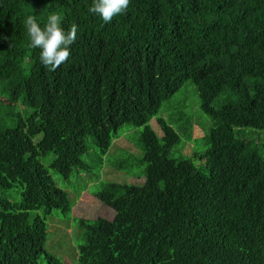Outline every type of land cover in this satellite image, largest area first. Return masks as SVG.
<instances>
[{"label":"trees","instance_id":"obj_1","mask_svg":"<svg viewBox=\"0 0 264 264\" xmlns=\"http://www.w3.org/2000/svg\"><path fill=\"white\" fill-rule=\"evenodd\" d=\"M92 2L0 0V264H65L45 249L37 213L74 204L51 171L90 177L113 210L72 218L77 264H264V135L238 131L264 130V0H131L109 22ZM53 11L78 34L51 71L29 47L27 17L43 27ZM186 81L212 121L204 152L186 113L181 135L157 116L160 140L149 123ZM126 124L142 126L138 150L129 143L108 165L127 171L139 158L141 184L98 171ZM87 138L99 150L92 165Z\"/></svg>","mask_w":264,"mask_h":264},{"label":"rangeland","instance_id":"obj_2","mask_svg":"<svg viewBox=\"0 0 264 264\" xmlns=\"http://www.w3.org/2000/svg\"><path fill=\"white\" fill-rule=\"evenodd\" d=\"M218 103L219 101L215 102V105ZM185 113L191 118L192 124L195 125L193 127V136H200L195 142L198 151L204 152L207 143L202 136L205 132H209L212 121L208 115L201 111L197 90L191 81H186L182 88L174 94L168 102H164L159 107L158 113L149 123L160 140L162 138V132L156 122L157 116H162L181 135L182 131L179 130V125L185 122ZM141 130L142 126H132L128 124L123 125L119 129V136L113 139L109 152L105 156L106 160L98 169L101 179L103 178L106 181H117L120 183H143L144 178L137 176L138 170L141 169V165H137L140 161L139 158H131L134 166L130 169L127 167V171H118L114 167L108 165L110 162L124 159L121 158V156L127 153H125L122 147H129V143L135 148H132L134 151L137 149V135ZM238 131L241 135L245 136V138H256L257 134L260 132H262L261 137L264 135V130L255 132L253 129L241 128ZM87 143L89 145L88 155L84 157V160L89 165H92L95 162V153L99 150L95 148L90 138H87ZM181 150L183 151V147H181L180 142L173 147L169 156L177 157L182 153ZM184 150L189 151V147L186 146ZM129 151H131V149H129ZM50 173L55 183L69 192L70 198L74 201V205L71 214H64L60 211L52 210L51 213L45 215L43 209L37 211L42 217L46 218L47 238L44 247L51 254L59 257L65 264H77L76 246L81 241V233L75 226L76 218L72 219L73 216L84 217L90 220L99 215L108 218V216L113 217V210L107 205H103L102 202L92 195L94 188H97V185H94L96 181H90V177L87 176L86 178L85 174L74 177L71 182H68L62 180L55 171H51ZM79 185L84 186L83 190L78 197H74L73 188H78ZM31 216L33 217V214Z\"/></svg>","mask_w":264,"mask_h":264},{"label":"clouds","instance_id":"obj_3","mask_svg":"<svg viewBox=\"0 0 264 264\" xmlns=\"http://www.w3.org/2000/svg\"><path fill=\"white\" fill-rule=\"evenodd\" d=\"M130 3L131 0H93L88 11L99 15L104 22H109L114 16L125 13ZM63 19L60 12L53 11L49 13L47 22L42 27L34 14L27 17L29 47L40 49L39 60L51 71L56 70L68 60L71 55V45L77 39L78 25L72 23L66 28Z\"/></svg>","mask_w":264,"mask_h":264}]
</instances>
